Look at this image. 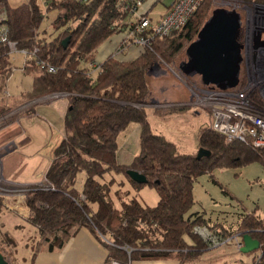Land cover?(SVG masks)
I'll return each instance as SVG.
<instances>
[{"label": "trees", "instance_id": "1", "mask_svg": "<svg viewBox=\"0 0 264 264\" xmlns=\"http://www.w3.org/2000/svg\"><path fill=\"white\" fill-rule=\"evenodd\" d=\"M236 1L264 5V0ZM123 4V0H26L10 6L8 0H0L7 16L8 38L18 49L33 52L22 68L33 77L31 89L17 99L10 98V103L0 98V113L24 100L54 93H65L68 99L64 137L54 149L45 181L25 186L27 219L38 233L30 243L27 264H32L39 252L60 250L82 227L106 248L105 264L169 258L177 264H198L212 243L195 231L197 227L219 237L248 232L260 247L247 253L250 262L240 264H264V216L255 210L245 211L232 231L223 222L209 223L211 219L203 212H190L195 202L193 185L199 176L215 168L241 167L255 161L264 165V149L238 140L227 142L207 124L198 130L197 148L209 150L210 155L197 159L196 152H183L165 135L154 132L145 108L150 96L148 69L159 58L171 63L182 53L186 56L187 46L214 9H210L212 0H203L183 28L155 38L151 49H142L133 59L111 54L90 74L89 64L95 61L97 48L124 31L127 16L120 8ZM51 13L48 37L43 21ZM66 37L69 41L63 47ZM37 60L45 65L40 66ZM47 65L56 70L49 72ZM12 71L8 47L0 42V96ZM239 83L245 86L246 77ZM249 94L251 102L264 112L259 88L252 87ZM187 106L166 107L165 111L184 113ZM136 130L138 152L122 154L125 140ZM128 169L141 172L147 182L132 180ZM81 172L85 179L76 188ZM114 174L127 179L134 189L153 187L158 202L141 204L121 189L122 179L115 188ZM13 246L14 241L0 232L1 252ZM8 261L15 264V258Z\"/></svg>", "mask_w": 264, "mask_h": 264}, {"label": "rangeland", "instance_id": "2", "mask_svg": "<svg viewBox=\"0 0 264 264\" xmlns=\"http://www.w3.org/2000/svg\"><path fill=\"white\" fill-rule=\"evenodd\" d=\"M9 2L12 3L13 0H9ZM162 2L166 4L167 0H162ZM162 2L156 3L150 12L154 19H157L159 14L165 11ZM212 2L211 10L220 7L235 8L243 16L241 25L243 27V36L240 41L244 44V47L239 79L246 77L250 88L257 86L260 90L264 86V48H253L252 37L255 34L256 38L258 31L264 28V22H256V20L263 19L264 5L258 2L244 3L236 0H212ZM53 17L54 13H51L43 21V28L48 37H50L49 33L52 32L50 20ZM246 34L251 37V40L249 38V40L245 39ZM18 57V64H16L17 61L16 63L14 62L15 68L5 84L11 96L10 98L16 99L29 90L32 85L31 78H33L22 71L23 57L20 55ZM185 59V53H182L179 58L171 63H166L159 58L150 66L147 71L150 96L147 99L145 108L149 109V111L151 109H163L165 111L166 107L185 106L183 104H187V112L182 114L169 112L157 115L147 112L150 125L155 132L159 134L162 132L161 134L177 143L181 151L193 152L197 146L198 130L201 126L210 123V115L190 103L191 95L195 91H199L201 82L199 76L193 73L191 65L179 63L182 60L183 62L187 60ZM187 77H190L189 81ZM179 86L189 95L187 103L171 101L172 94L176 93ZM1 96L3 95L1 94ZM46 98H50V96ZM18 105L19 103L16 106ZM42 107H45L46 110ZM67 107L68 99L64 95L36 105L33 110L36 115L30 118L34 129L31 133L23 132L21 117L19 118L20 120H16L0 129V166L1 176L3 177L0 181V193H9L6 189L11 186L39 184L44 181V172L53 158L54 149L64 137V116ZM48 109L50 110L49 112L47 111ZM197 110L198 114L194 112ZM18 135L22 136L16 141V148L10 145L9 150L11 148L14 149L7 152L5 147L11 142L10 138ZM132 137L136 141L131 139L132 141L126 142L125 147L129 148L131 152L137 153L138 131ZM113 176L116 178V180L114 179L116 182L114 187L117 188L118 181L122 179L123 185H121V189L128 191L129 196H136L141 204L153 206L158 202L159 197L153 187L143 185L139 189H134L127 179L122 178L121 175L114 174ZM84 179L85 173H78L75 187L80 188ZM193 195L195 202L190 212H203L205 217L211 219L209 223L223 222L226 227H231L232 230L245 211L255 210L257 215L264 216V165L260 161H255L241 167L215 168L195 180ZM15 210L19 213L21 206L15 208ZM238 216L240 217L237 218ZM17 217L16 213L9 214L5 207L0 211V220L2 222L8 220L10 223H17L19 221ZM29 229L31 228L29 227ZM24 230L28 231L27 228ZM237 233L235 231L229 236L234 237ZM222 238L224 237L222 236ZM237 241L233 238L223 245L212 243V246L201 255L198 264H240V262H250L251 256L239 251ZM10 248L8 250H11ZM22 257L24 258L23 261L28 259V255L25 252L20 255L19 261L22 260ZM11 261L13 263L14 259ZM15 264H19L16 259ZM20 264H27V262L24 261Z\"/></svg>", "mask_w": 264, "mask_h": 264}, {"label": "built area", "instance_id": "3", "mask_svg": "<svg viewBox=\"0 0 264 264\" xmlns=\"http://www.w3.org/2000/svg\"><path fill=\"white\" fill-rule=\"evenodd\" d=\"M123 1L124 4L120 8L126 11L127 19L125 20L123 39L119 47L134 45L140 49H151V43L155 38L168 36L183 28L203 0H167L166 4L162 0ZM159 2H162L165 11L161 12L157 19H154L152 13L150 15V12L156 3ZM6 17V12L0 6V42L7 45L9 61L14 70L15 63L19 59L18 55L23 57L24 66V62L26 59L29 60L31 58L33 52L30 54L24 49H18L16 43L8 38V27L5 23ZM37 63L40 66L45 65L41 60H37ZM16 64H18V61ZM89 67L92 69L89 71L91 74L99 68V63L93 61L89 64ZM47 70L54 72L56 68L47 65ZM250 89L248 83L243 87L238 83L235 87L231 88H220L216 85L206 86L200 83L199 91H195L191 95L190 103L194 107L208 112L210 115L209 126L217 133L223 135L227 142L238 140L246 144H251L253 148L264 149V112L260 111L251 102ZM259 92L264 98V86L260 88ZM2 95L5 101L9 103L11 96L6 87ZM62 95L66 96L65 93H54L49 96L50 98H55ZM31 103L32 100H24L18 106H12L7 111L0 113V129L18 120L19 114L22 111L28 110ZM25 186H11L9 189H6L9 193L1 192L0 196L24 197L26 191ZM195 231L203 239L210 240L211 243L216 245L226 244L228 240L235 238V240H238L237 248L240 247L241 233L235 234L234 237L228 236L222 238V236H211L206 232L204 227H197ZM113 264L121 263L113 261Z\"/></svg>", "mask_w": 264, "mask_h": 264}, {"label": "crops", "instance_id": "4", "mask_svg": "<svg viewBox=\"0 0 264 264\" xmlns=\"http://www.w3.org/2000/svg\"><path fill=\"white\" fill-rule=\"evenodd\" d=\"M24 1L26 0H13V2L11 3L8 0V3L10 6H17L18 4ZM241 17L243 19L242 15ZM256 22L258 23L264 22V16H263V19L256 20ZM259 31L261 32V39H264V28H262ZM123 33L124 31L114 34L108 40L104 41L97 48V53L95 57V61L97 63L102 62L106 57H108L111 54L121 59H133L140 54L142 49H140L138 46L126 45L124 47H119L123 39ZM254 36L252 37V47L255 49H258V47H263V46L255 45ZM248 38L251 40V37H248V35L246 34L245 39H248ZM32 80L33 78H31V81ZM31 86L29 90L31 89ZM177 90L174 95L172 94L171 101H177V102L180 101L181 103H187V101H189V95L186 94V91L180 86H179V89ZM47 96H43L38 99L37 98L33 99L29 109L19 114L18 120L21 119L22 129L24 133H27V132L31 133V131L34 130L32 128L33 124H31L32 121H30V118L33 115H36V112L33 111L36 105H38L41 102L45 103L51 99L58 98V97L46 98ZM0 98H3V96H1ZM166 101H168V99H166ZM183 105H187V104H183ZM42 108L46 110L45 107H42ZM47 111L49 112L50 110L48 109ZM146 111L152 114H157V115L169 113L168 111H163V109L162 110L151 109V111H149V109L146 108ZM148 112H147V115H148ZM185 112H187V110ZM194 112L198 114V110ZM136 133H137V130L133 132V134H131L125 140V143L123 144V150H122V152L124 153L121 152L122 154H125L126 152L131 153L130 149L129 148L127 149L125 146H126V142L132 141L131 139H134L132 136H134ZM21 136L22 135H18L17 137L10 138L11 142L5 147V150L7 152H10L14 148H16V145H17L16 141H18ZM175 144L177 145V143ZM10 145H13L15 147L9 150V148L11 147ZM196 150H197V146H196ZM196 150H194L193 152H196ZM132 153H135V152H132ZM51 161L52 160H50V163ZM48 167L46 168L44 173H46ZM44 181H45V174H44ZM2 204H3L2 206L5 207V210H7L9 214L16 213L18 216L17 218L19 219L17 223H10L8 222V220H5L4 222H2L0 220V232L4 235L9 236L14 241V246L10 248L11 250H8V247H7L2 252L8 260L11 258H15L16 260H18L19 264L21 262L23 263L24 261L27 262L32 253V247L30 243H32L33 239L37 237L38 233H37V228L28 222L27 217H28L29 210L25 205L24 197L22 196L21 197H17V196L16 197L15 196L14 197H10V196L4 197L3 196ZM20 206H21V211L19 210V213H20L19 214L18 211L15 210V208L20 207ZM6 217H9V216H6ZM29 227L31 229H29ZM25 228H27L28 231H25L24 230ZM11 231H14V232L11 233ZM7 250L11 252V255L7 253L8 252ZM24 252L26 253V255H28V259L23 261L24 258L22 257V260L19 261L20 255H23ZM106 258H107L106 248L98 241L95 235L88 228L82 227L66 241V243L60 250L39 252L35 256L34 260L32 261V264H105ZM130 264H177V261L175 259H170V258L169 259H156V260H133L130 262Z\"/></svg>", "mask_w": 264, "mask_h": 264}, {"label": "water", "instance_id": "5", "mask_svg": "<svg viewBox=\"0 0 264 264\" xmlns=\"http://www.w3.org/2000/svg\"><path fill=\"white\" fill-rule=\"evenodd\" d=\"M241 24V13L235 8H214L198 31L196 39L187 46V61L182 64L191 65L201 84L231 88L239 83L244 47L237 39ZM68 41L69 37L62 40L63 47L67 46ZM255 42L264 43L260 31ZM209 155L210 151L203 147L196 151L197 159ZM127 175L137 183L147 182V178L136 170L128 169ZM259 247V241L252 238L248 232L241 234L239 247L241 253L247 254ZM0 264H10L1 249Z\"/></svg>", "mask_w": 264, "mask_h": 264}, {"label": "flooded vegetation", "instance_id": "6", "mask_svg": "<svg viewBox=\"0 0 264 264\" xmlns=\"http://www.w3.org/2000/svg\"><path fill=\"white\" fill-rule=\"evenodd\" d=\"M241 25H242V24H241ZM242 31H243V27L241 26V28L239 29V32H238V38H237L239 42H241L240 39H242V35H243ZM254 37H255V36H254ZM255 39H256V38H254V42H255ZM241 43H242V42H241ZM255 45H257V46H263V47H264V43H261V42H260V43H256V42H255Z\"/></svg>", "mask_w": 264, "mask_h": 264}]
</instances>
